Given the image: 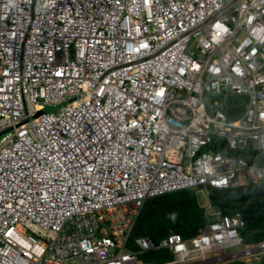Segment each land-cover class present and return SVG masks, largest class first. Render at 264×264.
Segmentation results:
<instances>
[{
    "label": "built area",
    "instance_id": "built-area-1",
    "mask_svg": "<svg viewBox=\"0 0 264 264\" xmlns=\"http://www.w3.org/2000/svg\"><path fill=\"white\" fill-rule=\"evenodd\" d=\"M224 93L248 97L240 117L208 109ZM249 182L264 184V0H0V264H262L242 214L210 202ZM183 190L208 195L205 225L131 250L145 203Z\"/></svg>",
    "mask_w": 264,
    "mask_h": 264
},
{
    "label": "trees",
    "instance_id": "trees-1",
    "mask_svg": "<svg viewBox=\"0 0 264 264\" xmlns=\"http://www.w3.org/2000/svg\"><path fill=\"white\" fill-rule=\"evenodd\" d=\"M205 100L209 104L218 101L219 109L229 119L240 117L248 103L246 95L229 93L219 96L207 94ZM247 158L254 163L251 158ZM210 202L226 215L238 212L242 214L246 226L241 231V236L245 245L264 242V184L249 182L247 185L228 189H211ZM205 223V208L199 205L196 190L166 194L145 203L130 235L128 247L138 251L135 244L137 238H148L159 244L172 232L189 239L196 235ZM139 259L144 264H167L173 261V255L169 250L162 249L139 254ZM261 263L264 264V256ZM226 264L242 263L234 261Z\"/></svg>",
    "mask_w": 264,
    "mask_h": 264
},
{
    "label": "rangeland",
    "instance_id": "rangeland-1",
    "mask_svg": "<svg viewBox=\"0 0 264 264\" xmlns=\"http://www.w3.org/2000/svg\"><path fill=\"white\" fill-rule=\"evenodd\" d=\"M205 104L207 105V107H208V109H210L211 110V112H213L214 111V108H213V105H212V103H206L205 102ZM39 105H41V104H36V111H37V113H36V117H38V116H40V115H42L44 112H49L50 110H51V108H47V110H44V111H40L39 109H38V106ZM41 106H44V105H41ZM197 192V196H198V202H199V205L200 206H203V207H205L206 205H208L209 204V199H208V195L207 194H205L204 192H202V191H196ZM232 251H227L226 252V254H230ZM140 260V259H139ZM140 262L142 263V264H144L141 260H140Z\"/></svg>",
    "mask_w": 264,
    "mask_h": 264
},
{
    "label": "bare ground",
    "instance_id": "bare-ground-1",
    "mask_svg": "<svg viewBox=\"0 0 264 264\" xmlns=\"http://www.w3.org/2000/svg\"><path fill=\"white\" fill-rule=\"evenodd\" d=\"M38 109H39L40 111L47 110V108H46L45 106H41V105L38 106Z\"/></svg>",
    "mask_w": 264,
    "mask_h": 264
},
{
    "label": "water",
    "instance_id": "water-1",
    "mask_svg": "<svg viewBox=\"0 0 264 264\" xmlns=\"http://www.w3.org/2000/svg\"><path fill=\"white\" fill-rule=\"evenodd\" d=\"M51 111V110H50Z\"/></svg>",
    "mask_w": 264,
    "mask_h": 264
}]
</instances>
